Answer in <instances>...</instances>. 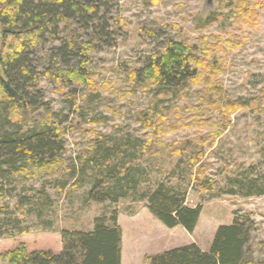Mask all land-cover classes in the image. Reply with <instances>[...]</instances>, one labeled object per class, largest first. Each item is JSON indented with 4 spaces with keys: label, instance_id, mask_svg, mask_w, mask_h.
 Wrapping results in <instances>:
<instances>
[{
    "label": "rangeland",
    "instance_id": "obj_1",
    "mask_svg": "<svg viewBox=\"0 0 264 264\" xmlns=\"http://www.w3.org/2000/svg\"><path fill=\"white\" fill-rule=\"evenodd\" d=\"M234 1L112 0L101 11L108 22V38L94 36L93 28L73 21L42 37L28 55L38 74L32 90L39 99L28 115L36 126L48 123L47 128L58 132L64 145L63 165L56 177L40 180L0 173V264H9L6 255L21 246L30 253H59L63 230H93L98 217L110 219L113 212L123 230L122 264H149L150 255L192 243L208 249L221 225L246 215L254 220L252 256L264 261V195L225 193L229 178L252 166L254 175L264 180V112L237 109L227 115L223 109L225 100L251 99L264 88V0H246L251 11L248 23L236 17L239 8ZM212 15L217 18L213 24ZM72 34L79 46L91 42L92 49L67 63L54 55ZM171 41L187 43L194 53L204 42L219 43L226 52L208 59L219 68L223 61L226 66L211 86L190 85L182 99L169 104L171 112H160L166 114L165 126L179 129L157 137L155 129L142 121V114L153 107L155 93L135 88L141 79L133 73ZM1 45L0 34V49ZM70 67L85 72L86 81L55 73L56 68ZM207 89L213 90L208 97L213 104L219 93L223 101L216 106L196 102L199 108L190 109L188 96ZM203 118L223 120L224 125L220 131L203 128L196 123ZM186 124L197 126L185 128ZM211 134L202 149L195 146L196 139ZM99 142L135 151L133 162L148 180L134 195L118 202L89 200L95 176L89 158ZM182 146L188 149L176 153ZM159 182L184 191L189 206L202 205L193 233L182 226H165L149 211L148 202L139 200Z\"/></svg>",
    "mask_w": 264,
    "mask_h": 264
},
{
    "label": "trees",
    "instance_id": "obj_2",
    "mask_svg": "<svg viewBox=\"0 0 264 264\" xmlns=\"http://www.w3.org/2000/svg\"><path fill=\"white\" fill-rule=\"evenodd\" d=\"M111 1L0 0L1 174L17 175L25 181L56 177L57 169L63 165L60 157L64 152V145L58 132L47 128L48 123H43L42 127L36 126L29 119L39 99L32 90L35 88L38 74L29 64L28 55L38 46L45 34L51 30L58 31L62 23L73 21L82 27L93 28L94 36L108 38V22L101 16V11L103 7L108 8ZM233 5L239 8L236 15L238 20L248 23L251 12L248 1L236 0ZM212 18L214 20H211V23H216V16L212 15ZM254 19L252 15L251 20ZM91 49V42H84L79 46L78 40L74 39L72 34L63 41L54 57L60 55L63 61L68 63L71 57H83ZM220 52H226V48L216 42H204L198 48V53H194V48L187 43L171 41L163 52L153 55L144 68L135 70L133 77L140 78L141 83L134 87L155 93L153 107L142 114V121H147L144 125L154 128L155 136L169 135L179 129L165 126L163 120L166 114L162 115L160 112H171L169 104L182 99L184 90L190 85L204 82L209 87L214 77L223 73L222 66L226 64L225 61L219 68L216 61L208 59ZM55 73L58 77L64 76L78 82L86 81V73L77 67L56 68ZM132 81L134 82L133 79ZM210 93H213V90L207 89V93L195 92L189 95L190 109H198L197 103L203 101L215 106L223 101L219 93L213 104L208 98L212 97ZM223 109L227 111V115L237 109L264 112V88L259 95L251 99L225 100ZM222 121L203 118L196 123L200 127L216 128L220 131L224 125ZM5 124L13 126V129L6 130ZM197 124L184 126L193 128ZM25 127L27 128L24 130ZM212 135L196 139L195 141L201 144L197 142L195 146L198 145L202 149L204 140ZM187 149L182 146L176 153L183 154ZM92 150L89 164L95 176L93 186L88 192L89 200L99 203L118 202L134 195L140 184L148 180L145 178L146 172L133 162L136 157L133 149L122 150L121 146H106L99 142ZM146 150L145 145L143 153ZM192 165L194 166L193 162ZM255 168L252 166L229 178L225 193L246 197L264 195V180L254 175ZM139 200H146L149 211L165 226H182L190 233L196 230L203 209L202 205L189 206L187 194L165 182H159L154 189L143 192ZM253 225L254 220L250 216L236 217L232 224L221 225L217 229L208 249H202L197 243H192L150 255L148 263L264 264V261H255L252 256ZM61 235V252L40 250L30 253L21 246L6 255L9 264H122L123 230L118 222L117 212H113L110 219L98 217L93 230H63Z\"/></svg>",
    "mask_w": 264,
    "mask_h": 264
}]
</instances>
